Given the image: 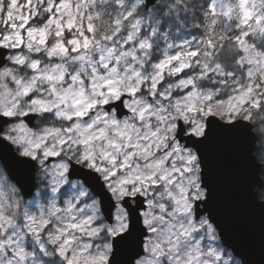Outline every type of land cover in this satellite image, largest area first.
Listing matches in <instances>:
<instances>
[{"label": "snow or ice", "instance_id": "1", "mask_svg": "<svg viewBox=\"0 0 264 264\" xmlns=\"http://www.w3.org/2000/svg\"><path fill=\"white\" fill-rule=\"evenodd\" d=\"M0 264H264V0H0Z\"/></svg>", "mask_w": 264, "mask_h": 264}]
</instances>
